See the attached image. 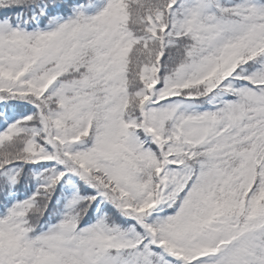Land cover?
<instances>
[{
	"label": "snow or ice",
	"instance_id": "obj_1",
	"mask_svg": "<svg viewBox=\"0 0 264 264\" xmlns=\"http://www.w3.org/2000/svg\"><path fill=\"white\" fill-rule=\"evenodd\" d=\"M0 264H264V0H0Z\"/></svg>",
	"mask_w": 264,
	"mask_h": 264
}]
</instances>
